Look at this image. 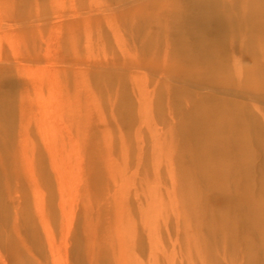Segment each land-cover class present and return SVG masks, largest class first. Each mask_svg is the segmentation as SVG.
<instances>
[{
    "label": "bare ground",
    "instance_id": "6f19581e",
    "mask_svg": "<svg viewBox=\"0 0 264 264\" xmlns=\"http://www.w3.org/2000/svg\"><path fill=\"white\" fill-rule=\"evenodd\" d=\"M75 1L51 0L45 15L30 0L0 2V46L8 50L0 55V131L11 121L38 131L33 138L26 129L0 132V264H38L40 231L52 264H61L43 206L36 205L37 223L22 209L23 183L33 194L50 191L52 160L61 161L48 116L77 136L88 187L101 180L102 164L113 170L114 135L99 124H122L129 135L134 122L159 124L155 138L169 148L185 229L194 235L183 243L203 264H264V0ZM105 26L113 41L102 39L107 52L99 57L92 35ZM81 27L84 43L70 34ZM131 78L151 87L137 115ZM90 221L61 225L70 264H114L101 241L114 249L110 238Z\"/></svg>",
    "mask_w": 264,
    "mask_h": 264
},
{
    "label": "rangeland",
    "instance_id": "374dc122",
    "mask_svg": "<svg viewBox=\"0 0 264 264\" xmlns=\"http://www.w3.org/2000/svg\"><path fill=\"white\" fill-rule=\"evenodd\" d=\"M3 1L6 0H0V2ZM61 1L67 5L72 2V0H58V2ZM79 1L87 2L88 0L75 2L78 4ZM30 2H32L33 10L41 9L39 12L42 15H45L44 12L47 14L50 12L51 0H36L34 2L30 0ZM74 32L81 34L80 37L84 43L87 38L84 35L85 29L83 27L72 29L70 34L74 35ZM93 32L92 52L94 55L103 57L107 51L102 47V39L108 37L112 42L113 35L107 27L103 32L98 29H94ZM39 34L46 37L49 34L48 25L43 26ZM65 34V31L61 29L59 34L61 41ZM37 45L38 47L43 46L39 35ZM6 51L8 50H6L4 43H1L0 55H6ZM47 78L45 75L41 87L45 96ZM144 81L145 79L141 78V81L136 84L131 78L132 111L136 115L143 106H139L140 95L142 98L146 89L151 88ZM137 87H140L139 91H137ZM145 96L147 95L145 94ZM67 101L71 104L75 102V97L72 96ZM107 115L109 113L106 114V117L111 119L109 118L110 115ZM52 120V116L47 117V128L55 134L56 145L52 147L55 152L58 151L61 155V161L57 159V156H54V160H52L53 166L50 167L52 171L49 175L52 177L49 186L50 191L42 189L41 192L43 193L35 192L33 194V187L28 184L27 180L23 183L26 200L22 203V209L24 208L25 214L34 216L37 213L36 205L43 206L46 212L45 219L52 231L53 241L57 245L59 243L53 252H55V257L61 258V264H70L65 248L60 246L61 225L69 220L71 228L74 229L79 223L82 225L85 221L88 222L89 218H91L90 222H94L101 239L110 238L114 249H111L110 244L107 245V241H101L108 251L110 250L108 257L114 264H116L117 257L122 258V264H203L196 253V248H189L187 243H183L186 239H193L194 235L192 232H186L185 229L188 227L189 221L181 212V200L175 192V178L171 170L173 166L169 158V148L166 143H159L155 138V134H158L161 129L159 124H146L140 121L135 124L134 122L131 124V135L127 133L122 124L114 122L110 125L107 123L99 124L102 125L101 129L104 132L114 135L116 151L112 160L113 170L110 169V173L107 165L102 164L99 167L101 180L95 179L96 185H94L96 187L94 185L88 187L86 177L81 171L79 157L75 152L78 149L76 145L77 136L73 130H69L67 139V134L65 135L59 117H57L56 122H52ZM6 126L8 128L6 127L0 132L9 133L13 129L16 131L15 128H20V125L13 121L10 122L9 126ZM20 129H26V136L29 138L35 137L38 132L32 122L29 124L24 122ZM28 130L29 133L27 134ZM58 133L64 138L62 139ZM12 138L11 141L14 144V135ZM6 150L10 149L6 147ZM56 176L59 179L63 178L62 182L60 180L58 183L59 185ZM106 192L108 198L104 196ZM35 195L38 199L37 202H40L38 204H36ZM7 205L12 211L11 205L16 204L14 201H7ZM34 217L36 218H34L35 222L38 221L37 216ZM39 233L40 236L37 241L40 238L43 245H40L42 251L37 256L38 264H52L45 235L41 231ZM69 247H71L70 244Z\"/></svg>",
    "mask_w": 264,
    "mask_h": 264
}]
</instances>
